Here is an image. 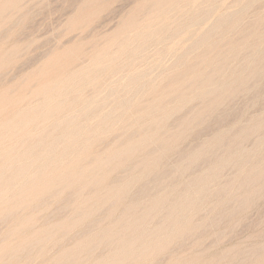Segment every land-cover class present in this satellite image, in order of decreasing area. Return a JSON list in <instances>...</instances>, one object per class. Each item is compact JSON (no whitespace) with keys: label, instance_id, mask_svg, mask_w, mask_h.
<instances>
[{"label":"rangeland","instance_id":"374dc122","mask_svg":"<svg viewBox=\"0 0 264 264\" xmlns=\"http://www.w3.org/2000/svg\"><path fill=\"white\" fill-rule=\"evenodd\" d=\"M0 264H264V0H0Z\"/></svg>","mask_w":264,"mask_h":264},{"label":"bare ground","instance_id":"6f19581e","mask_svg":"<svg viewBox=\"0 0 264 264\" xmlns=\"http://www.w3.org/2000/svg\"><path fill=\"white\" fill-rule=\"evenodd\" d=\"M152 26V25H151ZM193 27V26H192ZM149 31V30H148ZM153 31V30H152ZM73 38V37H72ZM148 47V46H147ZM131 50V49H130ZM129 50V51H130ZM115 57V56H114ZM95 65V64H94ZM188 77V76H187ZM96 78V77H95ZM62 79V78H61ZM66 79H67V77H66ZM125 79V78H124ZM65 80V78L63 79V81ZM147 80V79H146ZM62 81V82H63ZM66 81V80H65ZM46 83V82H45ZM108 85V84H107ZM142 88V87H141ZM52 100V99H51ZM73 108V107H72ZM20 113V112H19ZM52 115V114H51ZM33 116V115H32ZM22 122V121H21ZM57 122V121H56ZM18 125V124H17ZM57 125V124H56ZM33 133V132H32ZM58 162V161H57ZM34 174V173H33ZM2 176V175H1ZM78 177V176H77ZM38 184V183H37ZM59 186V185H58ZM21 191H19V193H20ZM171 231V230H170ZM155 246V245H154ZM157 246V245H156ZM81 248V247H80ZM129 254V253H128ZM123 258V257H122Z\"/></svg>","mask_w":264,"mask_h":264}]
</instances>
